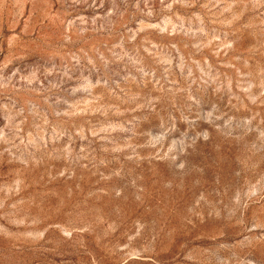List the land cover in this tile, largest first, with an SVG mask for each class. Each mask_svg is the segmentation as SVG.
<instances>
[{"label": "rangeland", "instance_id": "1", "mask_svg": "<svg viewBox=\"0 0 264 264\" xmlns=\"http://www.w3.org/2000/svg\"><path fill=\"white\" fill-rule=\"evenodd\" d=\"M0 264H264V0H0Z\"/></svg>", "mask_w": 264, "mask_h": 264}]
</instances>
